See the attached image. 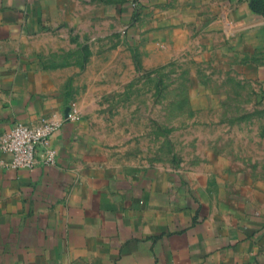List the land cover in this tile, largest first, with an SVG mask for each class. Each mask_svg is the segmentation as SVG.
<instances>
[{
  "label": "crops",
  "instance_id": "crops-1",
  "mask_svg": "<svg viewBox=\"0 0 264 264\" xmlns=\"http://www.w3.org/2000/svg\"><path fill=\"white\" fill-rule=\"evenodd\" d=\"M252 3L0 0V132L63 118L54 163L0 165V264H264V176L222 157L178 170L117 158L85 118L65 119L112 22L124 27L116 53L132 49L140 68L223 63L264 90V13ZM76 49L88 62L57 61Z\"/></svg>",
  "mask_w": 264,
  "mask_h": 264
},
{
  "label": "rangeland",
  "instance_id": "rangeland-1",
  "mask_svg": "<svg viewBox=\"0 0 264 264\" xmlns=\"http://www.w3.org/2000/svg\"><path fill=\"white\" fill-rule=\"evenodd\" d=\"M141 17L138 12L136 19ZM114 29L98 53L85 84L73 88L79 117L102 149L117 158L170 164L174 170L215 158L235 160L264 176V90L239 70L217 69L180 57L153 70L140 68L132 49L117 54ZM101 49L104 51L100 53ZM78 49L57 55L80 59ZM123 58V60H122ZM127 58L138 66L128 67ZM82 72H78L80 74Z\"/></svg>",
  "mask_w": 264,
  "mask_h": 264
},
{
  "label": "built area",
  "instance_id": "built-area-1",
  "mask_svg": "<svg viewBox=\"0 0 264 264\" xmlns=\"http://www.w3.org/2000/svg\"><path fill=\"white\" fill-rule=\"evenodd\" d=\"M138 10V0H132ZM77 102H70L65 119L79 118ZM63 118L55 114L34 123L18 122L10 129L0 132V154L9 153L11 158L0 156V165L14 168H31L37 163L51 164L56 161L57 152L52 145L54 132L62 125Z\"/></svg>",
  "mask_w": 264,
  "mask_h": 264
},
{
  "label": "trees",
  "instance_id": "trees-1",
  "mask_svg": "<svg viewBox=\"0 0 264 264\" xmlns=\"http://www.w3.org/2000/svg\"><path fill=\"white\" fill-rule=\"evenodd\" d=\"M252 7L254 10L264 13V0H253Z\"/></svg>",
  "mask_w": 264,
  "mask_h": 264
}]
</instances>
